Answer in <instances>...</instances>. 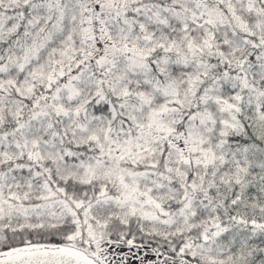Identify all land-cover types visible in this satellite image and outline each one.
Listing matches in <instances>:
<instances>
[{"label":"snow or ice","instance_id":"obj_1","mask_svg":"<svg viewBox=\"0 0 264 264\" xmlns=\"http://www.w3.org/2000/svg\"><path fill=\"white\" fill-rule=\"evenodd\" d=\"M0 264H264V0H0Z\"/></svg>","mask_w":264,"mask_h":264}]
</instances>
